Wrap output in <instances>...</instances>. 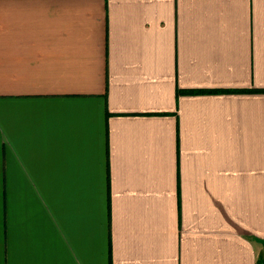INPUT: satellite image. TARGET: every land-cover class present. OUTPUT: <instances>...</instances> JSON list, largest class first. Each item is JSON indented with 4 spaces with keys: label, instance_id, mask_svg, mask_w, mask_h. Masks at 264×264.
Listing matches in <instances>:
<instances>
[{
    "label": "crops",
    "instance_id": "obj_1",
    "mask_svg": "<svg viewBox=\"0 0 264 264\" xmlns=\"http://www.w3.org/2000/svg\"><path fill=\"white\" fill-rule=\"evenodd\" d=\"M0 264H264V0H0Z\"/></svg>",
    "mask_w": 264,
    "mask_h": 264
}]
</instances>
